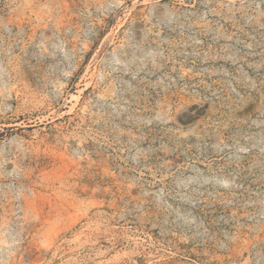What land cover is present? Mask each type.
<instances>
[{"label": "rangeland", "instance_id": "rangeland-1", "mask_svg": "<svg viewBox=\"0 0 264 264\" xmlns=\"http://www.w3.org/2000/svg\"><path fill=\"white\" fill-rule=\"evenodd\" d=\"M0 264H264V0H0Z\"/></svg>", "mask_w": 264, "mask_h": 264}]
</instances>
